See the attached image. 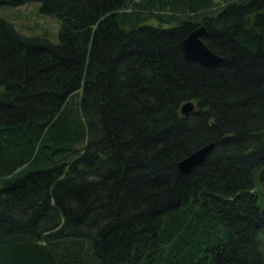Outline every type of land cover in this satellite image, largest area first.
<instances>
[{
    "label": "trees",
    "instance_id": "obj_1",
    "mask_svg": "<svg viewBox=\"0 0 264 264\" xmlns=\"http://www.w3.org/2000/svg\"><path fill=\"white\" fill-rule=\"evenodd\" d=\"M29 3L58 32L0 17V264H264V0Z\"/></svg>",
    "mask_w": 264,
    "mask_h": 264
},
{
    "label": "water",
    "instance_id": "obj_2",
    "mask_svg": "<svg viewBox=\"0 0 264 264\" xmlns=\"http://www.w3.org/2000/svg\"><path fill=\"white\" fill-rule=\"evenodd\" d=\"M204 30V27L200 26L191 31L182 41L181 47L185 58L196 61L203 66L210 67L219 63L222 58L210 51L202 41ZM194 108L192 102H187L181 106L180 112L181 114H188L192 112ZM213 146L214 143H210L183 158L178 163L180 173L188 174L192 168L202 164L212 151Z\"/></svg>",
    "mask_w": 264,
    "mask_h": 264
},
{
    "label": "rangeland",
    "instance_id": "obj_3",
    "mask_svg": "<svg viewBox=\"0 0 264 264\" xmlns=\"http://www.w3.org/2000/svg\"><path fill=\"white\" fill-rule=\"evenodd\" d=\"M0 17L8 20L24 35L46 37L52 42L57 40L58 23L54 18L40 14L36 3L15 8L1 7Z\"/></svg>",
    "mask_w": 264,
    "mask_h": 264
}]
</instances>
